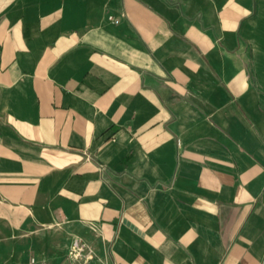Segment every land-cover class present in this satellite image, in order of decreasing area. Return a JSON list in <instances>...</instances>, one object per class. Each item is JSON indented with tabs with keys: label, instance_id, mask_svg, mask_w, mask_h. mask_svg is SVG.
I'll use <instances>...</instances> for the list:
<instances>
[{
	"label": "crops",
	"instance_id": "crops-1",
	"mask_svg": "<svg viewBox=\"0 0 264 264\" xmlns=\"http://www.w3.org/2000/svg\"><path fill=\"white\" fill-rule=\"evenodd\" d=\"M0 264H264V0H0Z\"/></svg>",
	"mask_w": 264,
	"mask_h": 264
},
{
	"label": "built area",
	"instance_id": "built-area-1",
	"mask_svg": "<svg viewBox=\"0 0 264 264\" xmlns=\"http://www.w3.org/2000/svg\"><path fill=\"white\" fill-rule=\"evenodd\" d=\"M115 21L118 22V20ZM73 248V254H75V257L82 262H87L93 257L91 250L87 249L84 244L79 243L78 241L73 243Z\"/></svg>",
	"mask_w": 264,
	"mask_h": 264
},
{
	"label": "rangeland",
	"instance_id": "rangeland-1",
	"mask_svg": "<svg viewBox=\"0 0 264 264\" xmlns=\"http://www.w3.org/2000/svg\"><path fill=\"white\" fill-rule=\"evenodd\" d=\"M69 241V240H68ZM75 241H78L79 243H82V242H80L79 240H74L73 242H72V245H71V253H72V255L75 257V254H73V250H74V248H73V243L75 242ZM70 242H71V240H70ZM71 244V243H70ZM83 244V243H82ZM85 246V245H84ZM76 258V257H75ZM31 260H32V262H35L36 261V258L34 257V256H32V258H31Z\"/></svg>",
	"mask_w": 264,
	"mask_h": 264
}]
</instances>
